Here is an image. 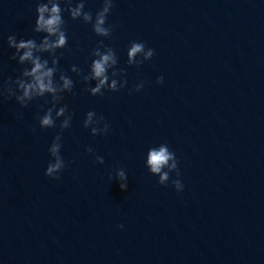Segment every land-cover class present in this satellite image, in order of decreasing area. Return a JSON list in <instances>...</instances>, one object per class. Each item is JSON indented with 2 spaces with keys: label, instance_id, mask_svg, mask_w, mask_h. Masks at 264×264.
I'll use <instances>...</instances> for the list:
<instances>
[{
  "label": "clouds",
  "instance_id": "1",
  "mask_svg": "<svg viewBox=\"0 0 264 264\" xmlns=\"http://www.w3.org/2000/svg\"><path fill=\"white\" fill-rule=\"evenodd\" d=\"M86 0H41L37 4L34 27L32 31L38 34H44L39 42L36 39H20L15 35L7 37L8 47L15 49L10 59L15 60L20 65H29L24 67L16 79L9 77L0 84V96L7 98L15 97L21 107H27L33 100L50 96L51 100L45 99V104L51 103V107L41 110L42 116L38 117V123L41 129L57 127L59 123V132L53 138L48 148L52 160L48 163L45 176L59 180V173L66 167V162L61 155L62 135L61 133L71 127L73 114L69 112L67 105L61 104L64 99V93H73L75 82L59 66L60 55L58 50L68 47V35L66 30V21L63 13L67 11L71 20H81L85 24H91L93 33L98 37H111L115 26L107 23L114 0H102L101 8L96 12L95 17L91 11L85 10ZM64 4L62 8L60 5ZM47 53L48 58L43 54ZM62 55V53H61ZM94 57L89 70L85 73L83 69L72 65L70 71L75 73L80 80L88 84L95 81V86L85 89L92 96H103L105 90L117 92L125 88L128 81L126 78L117 79V77H126V70L118 68V57L115 50L104 44L103 40L97 42V46L90 52ZM154 56V49L146 48L143 42L132 41L127 50V64L139 67L145 61ZM139 57V59H138ZM111 70V71H110ZM59 73L58 79H56ZM163 76L157 77L156 83H163ZM144 82L135 85L134 90L139 92L143 89ZM57 105H60L57 107ZM83 127L90 129L93 136L108 135L111 125L94 111H88L83 120ZM86 152L93 153L91 147L86 148ZM95 162L104 163L102 156L96 155ZM145 167L150 174L158 176L160 185H167L170 180V173L175 172L179 177L178 160L173 151L166 143L150 147L146 154ZM116 178L121 181L119 187L126 191L127 175L123 169L116 170ZM172 185L177 192L183 190L184 185L179 179L172 180ZM118 227L123 228V225Z\"/></svg>",
  "mask_w": 264,
  "mask_h": 264
}]
</instances>
